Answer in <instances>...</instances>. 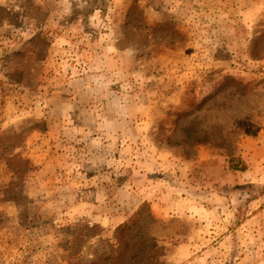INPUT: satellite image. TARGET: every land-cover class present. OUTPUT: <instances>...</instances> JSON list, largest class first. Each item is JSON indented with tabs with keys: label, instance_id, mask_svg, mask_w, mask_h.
Instances as JSON below:
<instances>
[{
	"label": "rangeland",
	"instance_id": "1",
	"mask_svg": "<svg viewBox=\"0 0 264 264\" xmlns=\"http://www.w3.org/2000/svg\"><path fill=\"white\" fill-rule=\"evenodd\" d=\"M0 264H264V0H0Z\"/></svg>",
	"mask_w": 264,
	"mask_h": 264
},
{
	"label": "trees",
	"instance_id": "2",
	"mask_svg": "<svg viewBox=\"0 0 264 264\" xmlns=\"http://www.w3.org/2000/svg\"><path fill=\"white\" fill-rule=\"evenodd\" d=\"M231 162V161H230ZM232 163V162H231ZM230 168L234 169V170H242L244 169V167L242 166L241 168H238V166H232V164H230ZM138 215V213H136V215L134 216V218L129 222V224H125L123 225L117 232L116 234V239L117 241H121V238H120V234L123 232V230H126V229H129L131 228L130 226L135 222L136 220V216ZM106 260H111L110 258L106 257L103 259V261H106Z\"/></svg>",
	"mask_w": 264,
	"mask_h": 264
}]
</instances>
